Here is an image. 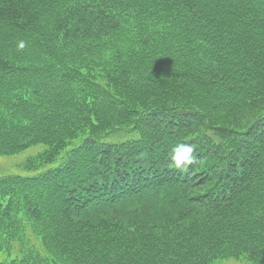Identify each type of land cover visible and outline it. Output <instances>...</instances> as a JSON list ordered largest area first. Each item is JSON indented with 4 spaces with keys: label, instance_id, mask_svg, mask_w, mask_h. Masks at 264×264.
I'll list each match as a JSON object with an SVG mask.
<instances>
[{
    "label": "trees",
    "instance_id": "16d2710c",
    "mask_svg": "<svg viewBox=\"0 0 264 264\" xmlns=\"http://www.w3.org/2000/svg\"><path fill=\"white\" fill-rule=\"evenodd\" d=\"M36 144L0 264H264V0H0V155Z\"/></svg>",
    "mask_w": 264,
    "mask_h": 264
},
{
    "label": "rangeland",
    "instance_id": "374dc122",
    "mask_svg": "<svg viewBox=\"0 0 264 264\" xmlns=\"http://www.w3.org/2000/svg\"><path fill=\"white\" fill-rule=\"evenodd\" d=\"M44 148L43 144H36L30 146L16 154L11 155H0V176L5 174H17L22 176H33L43 171L44 169L56 165L57 161L45 167H40L36 170H29L25 168L24 164L29 157L35 156ZM243 262V261H242ZM232 258L219 260L213 264H247L242 263Z\"/></svg>",
    "mask_w": 264,
    "mask_h": 264
},
{
    "label": "clouds",
    "instance_id": "9594fccd",
    "mask_svg": "<svg viewBox=\"0 0 264 264\" xmlns=\"http://www.w3.org/2000/svg\"><path fill=\"white\" fill-rule=\"evenodd\" d=\"M23 47V44L20 45ZM195 148L191 144L177 142L168 155L169 167L178 171H184L195 160Z\"/></svg>",
    "mask_w": 264,
    "mask_h": 264
}]
</instances>
